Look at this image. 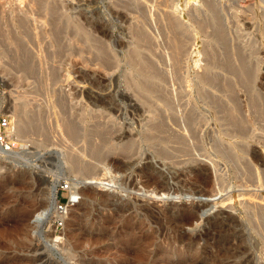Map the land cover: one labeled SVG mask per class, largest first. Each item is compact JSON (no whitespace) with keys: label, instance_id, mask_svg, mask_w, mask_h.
<instances>
[{"label":"rangeland","instance_id":"rangeland-1","mask_svg":"<svg viewBox=\"0 0 264 264\" xmlns=\"http://www.w3.org/2000/svg\"><path fill=\"white\" fill-rule=\"evenodd\" d=\"M73 1H69L70 13L79 15L82 11L83 18H87L84 20L92 36L88 42L90 46L88 43L87 46L68 47L70 49L66 46L60 49L30 46L28 50L26 47L18 51L8 49V54L4 50L0 55V123L3 119L8 122L6 128L0 127V136L8 143L5 147L10 148L7 152L0 150V228L12 233L9 239H0V264H131L138 250L137 245L139 248L141 242L151 237L152 230L144 225L148 223L147 219L157 221L156 218L161 216V223L152 222L156 227L160 223L158 227L162 230L166 228L167 221L161 212L164 210L175 211L174 216L179 217L178 220L183 215L182 221H188L182 232H188L187 237L199 236L197 242L202 247L195 246L196 241L193 244L201 250L200 255H209V252L212 255L217 251L214 246L220 243L222 246L223 242L237 244L233 238L241 236L246 252L232 258V251L231 258L224 263L238 264L241 260L245 262L240 264H264V207L255 209L254 213L240 202L242 193L253 191L255 194L251 198L264 203V0H142L145 5L138 6L134 0ZM205 3L210 8L205 10ZM210 5L212 10H208ZM169 9L174 12V17L177 15L175 18L184 21L182 24L185 27L188 24L187 33L191 31L193 34L186 33L184 38L187 44L184 42L183 46L187 48L183 47V54H186L179 59L180 67L174 65L177 62L172 55L173 49H169L172 45L169 38L166 39L171 34L170 24L162 22V13ZM211 13L215 18L209 17ZM206 14H209L208 17ZM209 18L214 20L215 26ZM141 21H144L145 27ZM162 23L169 30L163 28ZM198 27L205 29L202 32ZM200 32H207L208 38ZM134 45L140 54L134 53ZM96 51L102 52V55ZM137 55L143 56V59ZM210 62L213 63L214 73L211 72L207 80H203L198 75L204 73V65ZM146 95L151 101V110L157 114L155 111L150 114L148 106L141 103ZM229 113H237L235 116L243 120L244 127L241 125L238 128L235 119L228 121L231 118ZM153 114L159 119L156 131L149 130V117ZM64 121L71 123L72 127L67 128ZM21 122H25V126L22 127ZM244 122L248 125L245 126ZM108 140H113L112 147L129 143L132 148L128 154L132 152L131 156L127 155V150L120 152L117 149L114 150L117 153L112 150L104 155L103 152L109 150L108 144H111ZM92 143H95V148ZM219 149L225 151L228 158ZM100 151H103L102 154ZM23 178H29L27 181L31 188L23 184L26 182ZM55 185L58 186L56 202L68 211L56 215L49 210L39 219L40 212L37 210L47 203ZM74 185L85 191L81 194V204L73 202V205L69 200V188ZM65 186L68 188L63 190ZM89 194L95 195L93 201ZM35 197L39 198V202L33 206L31 201ZM104 199H108L110 205L101 203ZM225 199L226 204H231L229 207L221 204ZM69 204L73 206L69 207ZM89 208L92 210L90 215L86 214ZM196 208L202 210L198 213L199 217L196 216L198 219L193 220ZM27 215H30L29 221L26 220V225L22 226V233L14 234L16 228L17 231L21 228V218ZM151 215L154 216L151 218ZM128 216L134 217L130 224ZM87 217L89 221L99 222V226L87 233H103L107 238L89 245L83 236H78L79 241L74 239L71 242L65 232L80 231ZM217 217L223 220L221 225L215 222ZM188 219L192 222L189 223ZM251 222L256 223L253 225ZM258 224H261L260 228ZM222 227L223 230L228 228L227 234L221 235ZM164 233L159 240L162 245L175 236L168 233L165 237ZM227 235L232 236L229 238ZM176 236L174 239L178 238ZM219 239L216 244L215 240ZM189 243L187 248L195 250L192 242ZM163 249L166 254L155 259L156 264H168L165 260L168 259L166 250L169 248ZM147 250L151 252V242ZM203 254L198 262L190 254L174 263L193 264L195 259V263L204 264L205 260V264H210Z\"/></svg>","mask_w":264,"mask_h":264},{"label":"bare ground","instance_id":"bare-ground-1","mask_svg":"<svg viewBox=\"0 0 264 264\" xmlns=\"http://www.w3.org/2000/svg\"><path fill=\"white\" fill-rule=\"evenodd\" d=\"M69 1H71V0H0V55L1 54H3V52H4V50H5V52L6 51H9L8 49H14V50H20V49H22V48H27V50H28V47L29 48H31V47H33V46H37V47H46V48H61V47H63V46H66V48H68V47H78L79 45H81L80 47H82V45L84 46V45H86L88 42H90V39H91V37H90V28L87 26V24H86V22H85V18H83V15L81 14L82 13V11H81V13L78 15V14H72V12L70 13V10H72V8H71V4L69 5V3H71V2H69ZM73 1V0H72ZM75 1V0H74ZM73 1V2H74ZM115 2H116V0H114ZM126 1V0H125ZM124 1V2H125ZM130 1H132V0H130ZM146 1V0H145ZM158 1V0H157ZM204 1V0H203ZM76 2H78V1H76ZM79 2H82V1H79ZM84 2V1H83ZM118 2V1H117ZM121 1H119V3H120ZM159 2V1H158ZM157 2V3H158ZM165 2V1H164ZM209 2H210V0H209ZM134 3L136 4V6H138V5H140V4H144L145 5V3L143 2L142 3V0H134ZM161 3H162V1H161ZM204 3V2H203ZM130 4V3H129ZM150 4V3H149ZM169 4V3H168ZM206 5L205 6H207V4L208 3H205ZM72 5H74L73 3H72ZM78 5V4H77ZM116 5V4H115ZM126 5V4H125ZM146 5H148V2L146 3ZM129 6V5H128ZM168 6V5H167ZM211 6V5H210ZM73 7V6H72ZM79 7V6H78ZM130 7V6H129ZM132 7H134V6H132L131 5V7L130 8H132ZM147 7H149V5L147 6ZM166 7V6H165ZM203 7V6H202ZM201 7V8H202ZM212 7L213 6H211V9H208V10H212ZM75 8V7H74ZM125 8V7H124ZM124 8H123V10H124ZM128 7H126V9H127ZM143 8L145 9V7L143 6ZM159 8V7H158ZM167 8H171V7H167ZM193 8V7H192ZM206 8H210V7H205V10H206ZM135 9V8H134ZM133 9V10H134ZM149 9V8H148ZM163 9V8H162ZM165 9V8H164ZM172 9V8H171ZM194 9V8H193ZM138 10V9H137ZM121 11V10H120ZM191 11V10H190ZM194 11H196V10H194ZM199 11V10H198ZM200 11H202V10H200ZM204 11V10H203ZM131 12V11H130ZM133 12V11H132ZM152 12V11H151ZM161 12H162V10H161ZM205 12V11H204ZM210 12H212V11H210ZM202 13V12H201ZM200 13V14H201ZM207 13H208V11H207ZM133 14V13H132ZM156 14V13H155ZM157 14H159V13H157ZM156 14V15H157ZM163 14V16H162V22L163 21H168L169 22V24H170V27H169V29H170V36L169 37H167L166 39H168L169 38V42L171 43V45L172 46H170L169 45V49L172 47V49H173V54L172 55H174V60H175V62H177L176 64H174V65H177V67L179 66L180 67V65H178L180 62H179V59H180V57H181V55L183 54V51H184V49H183V43L185 42L184 41V38L186 37V33H187V25H186V27H185V25H183L182 24V22H184V21H180V20H178L177 18H175L174 16H173V14H174V12L172 13V12H170V9L169 10H164V13H162ZM197 14V13H196ZM195 14V15H196ZM203 14H205V13H203ZM212 14V13H211ZM213 14H215L214 13V11H213ZM213 14L212 15H209V17L210 16H213ZM137 15V14H136ZM149 15V14H148ZM207 15V14H206ZM205 15V16H206ZM208 15H207V17H208ZM216 15V17H217V14H215ZM214 15V16H215ZM123 16V15H122ZM139 16V15H138ZM199 16V15H198ZM213 16V17H214ZM143 17V16H142ZM149 17H150V19H151V15H149ZM156 17H158V16H156ZM179 17V16H178ZM134 18V17H133ZM132 18V19H133ZM138 18V17H137ZM140 18H141V16H140ZM144 18V17H143ZM143 18H141V19H143ZM147 18V17H146ZM199 18V17H198ZM215 18V17H214ZM87 19V18H86ZM131 19V18H130ZM129 19V20H130ZM136 19V18H135ZM179 19H180V17H179ZM182 19V18H181ZM210 19V18H209ZM139 20V19H138ZM138 20H135V21H138ZM145 21H146V19H144ZM158 20V19H157ZM201 20V19H200ZM204 20V19H203ZM211 20V19H210ZM213 20V19H212ZM211 20V21H212ZM88 21V20H87ZM132 21V20H131ZM148 21V20H147ZM161 21V20H160ZM207 21V20H206ZM142 22V21H141ZM144 22V21H143ZM143 22H142V25H144V27H145V24H143ZM151 22V21H150ZM186 22V21H185ZM196 22V21H195ZM199 22V21H198ZM204 21H202V23H203ZM149 23V22H148ZM148 23H146V24H148ZM158 23H160V22H158ZM200 23V22H199ZM206 24L208 23V21L207 22H205ZM213 23H214V20H213ZM132 24V23H131ZM151 24V23H150ZM163 24V23H162ZM198 24V23H197ZM210 24V23H209ZM161 25V24H160ZM164 25L165 24H163L162 26H163V28H165L164 27ZM168 25V24H167ZM194 25V24H193ZM200 25V24H199ZM205 25V24H204ZM203 25V26H204ZM210 25H212V23L210 24ZM216 24L214 23V25L213 26H215ZM147 26V25H146ZM198 26V25H197ZM196 26V27H197ZM139 27V26H138ZM144 27H142V28H144ZM159 27V26H158ZM189 27V26H188ZM200 27V26H199ZM198 27V29L200 30V28ZM211 27V26H210ZM131 28V27H130ZM166 28H167V26H166ZM165 28V29H166ZM190 28H191V26H190ZM202 28V27H201ZM204 28V27H203ZM207 28V27H206ZM209 28V27H208ZM207 28V29H208ZM214 28V27H213ZM212 28V29H213ZM136 28H134V30H135ZM145 29H148V28H145ZM168 28H167V30H169ZM205 29V28H204ZM203 29V30H204ZM215 29V28H214ZM149 31H150V29H148ZM161 30H162V28H161ZM193 30H195V29H193L192 28V31ZM197 30V29H196ZM198 30V31H199ZM202 30V29H201ZM200 30V31H201ZM203 30H202V32H203ZM209 30V29H208ZM216 30V29H215ZM214 30V31H215ZM140 31V30H139ZM206 31V30H205ZM209 31H211V30H209ZM218 31V30H217ZM220 31V30H219ZM136 32V31H135ZM146 32V31H145ZM161 32V31H160ZM166 32V31H165ZM191 32V31H190ZM189 31H188V33H190ZM193 32H195V31H193ZM216 32V31H215ZM162 33H164V31L162 32ZM169 33V32H168ZM187 33V34H188ZM197 33V32H196ZM201 33V32H200ZM205 33V32H204ZM207 33V32H206ZM203 34V33H201L202 35H206V37L208 38V36H207V34ZM218 33V32H217ZM220 33V32H219ZM166 34V33H165ZM191 34V33H190ZM211 34V33H210ZM225 34V33H224ZM145 34L143 33V36H144ZM169 35V34H168ZM167 35V36H168ZM189 35V34H188ZM191 35H193V34H191ZM195 35H198V34H195ZM209 35V34H208ZM212 35V34H211ZM217 35V34H216ZM199 36V35H198ZM215 36V35H214ZM222 36V35H221ZM164 37V36H163ZM205 37V38H206ZM217 37V36H216ZM145 38V37H144ZM192 38V37H191ZM211 38H213V37H211ZM223 38H225V37H223ZM165 39V40H166ZM214 39H215V37H214ZM211 40V39H210ZM217 41H219L220 40V38H219V40L218 39H216ZM93 41H95V39L93 40ZM223 41V40H222ZM221 41V42H222ZM167 42V41H166ZM207 42V41H206ZM209 42V41H208ZM143 43H144V41H143ZM148 43V42H147ZM146 43V44H147ZM186 43V42H185ZM146 44H145V48H148V46L146 47ZM152 44V43H151ZM166 44V43H165ZM187 44V43H186ZM211 44V43H210ZM87 45H89V43L87 44ZM86 45V46H87ZM135 45H136V42H135ZM134 45V47H135V51H134V53L136 52V49H137V47ZM139 45V44H138ZM137 45V46H138ZM140 45H141V43H140ZM148 45H149V43H148ZM207 45H209L208 43H207ZM31 46V47H30ZM90 46V45H89ZM143 46V45H142ZM167 46H168V42H167ZM186 46V45H185ZM98 47V46H97ZM207 47V46H206ZM210 47V46H209ZM35 48V47H34ZM41 48V49H42ZM59 48V49H60ZM70 48H68V49H70ZM91 48V47H90ZM93 48V47H92ZM99 48V47H98ZM138 48H139V46H138ZM185 48V47H184ZM187 48V47H186ZM185 48V49H186ZM212 48V47H211ZM95 49V48H94ZM102 49V48H101ZM133 49V48H132ZM140 49V48H139ZM13 50V51H14ZM99 50V49H98ZM104 50H106V49H104ZM141 50H142V48H141ZM232 50V49H231ZM101 51V50H100ZM103 51V50H102ZM107 51V50H106ZM137 51H139V50H137ZM172 51V50H171ZM228 51V50H227ZM237 51V50H236ZM2 52V53H1ZM22 52V51H21ZM98 52V54L100 55L101 53L99 52V51H96V53ZM133 51H131V53H132ZM149 52V51H148ZM152 52V51H151ZM206 52V51H205ZM211 52V51H210ZM235 52V51H234ZM238 52V51H237ZM241 52V51H240ZM7 53V52H6ZM6 53H4L5 55L4 56H7L6 55ZM18 53V52H17ZM137 54H140V53H138V52H136ZM142 53H144V52H142ZM172 53V52H171ZM211 53H213V52H211ZM224 53V52H223ZM228 53V52H227ZM229 53H231L232 54V52L230 51ZM8 54V53H7ZM13 54V53H12ZM133 54V53H132ZM150 54V53H149ZM152 54V53H151ZM186 54V53H185ZM185 54H183V56L185 55ZM210 54V53H209ZM209 54H208V57H209ZM226 54V53H225ZM102 55V54H101ZM143 55H145V54H143ZM147 55V54H146ZM233 55V54H232ZM231 55V56H232ZM235 55V54H234ZM14 56V55H13ZM12 56V57H13ZM137 56H139V55H137ZM136 56V57H137ZM206 56V55H205ZM211 56H213V54H211ZM211 56H210V60H211ZM216 56V55H215ZM226 56H228V55H226ZM242 56V55H241ZM21 57V56H20ZM139 57H141V60L143 59L142 57L143 56H139ZM138 57V58H139ZM149 57H150V55H149ZM207 57V56H206ZM220 57V56H219ZM223 57V56H222ZM225 57V56H224ZM223 57V58H224ZM16 58V57H15ZM17 58H19V57H17ZM25 58V57H24ZM130 58V57H129ZM135 58V57H134ZM172 58V59H173ZM231 58V57H230ZM236 58V57H235ZM20 59V58H19ZM22 59H23V57H22ZM22 59L20 60V61H22ZM131 59H132V57H131ZM172 59H171V61H172ZM206 60H207V58H205ZM214 59V58H213ZM232 59H234L233 57H232ZM239 59H241V58H239ZM238 59V60H239ZM243 59V58H242ZM241 59V60H242ZM17 60V59H16ZM23 60H25V59H23ZM145 60V59H144ZM148 60V59H147ZM146 60V61H147ZM219 60V59H218ZM236 60V59H235ZM15 61V60H14ZM132 61V60H131ZM182 61V60H181ZM213 61V60H212ZM215 61H216V59H215ZM214 61V62H215ZM223 61V60H222ZM240 61V60H239ZM243 61V60H242ZM13 62V61H12ZM24 62V61H23ZM25 62H27L26 60H25ZM173 62V61H172ZM233 62L234 63H236L234 60H233ZM15 63H17V62H15ZM20 62H18V64H19ZM134 62H132V64H133ZM144 63V62H143ZM146 63V62H145ZM147 63H151V62H147ZM245 63V62H244ZM244 63L242 64L241 63V65L243 66L244 65ZM22 64V63H21ZM21 64H19V65H21ZM136 64V63H135ZM134 64V65H135ZM181 64V63H180ZM208 64V63H207ZM206 64V65H207ZM216 64V63H215ZM224 64V63H223ZM227 64V63H226ZM226 64L224 65V66H226ZM232 64V63H231ZM238 64V63H237ZM247 64V63H246ZM133 65V66H134ZM149 65V64H148ZM206 65H204L205 67H206V69L205 68H203V70H205L204 71V73H202V74H200V76L198 75V77H200L201 79H206L207 78V75H209V74H211V72H213L212 70H213V68H214V66H213V63H209L207 66ZM220 65V64H219ZM228 65V64H227ZM232 65H234V64H232ZM147 66V65H146ZM150 66H151V64H150ZM149 66V67H150ZM231 66V65H230ZM238 66H240V63H239V65ZM238 66H236V67H238ZM242 66H241V68H242ZM5 67V66H4ZM137 67V66H136ZM142 67H143V64H142ZM148 67V66H147ZM147 67H145L146 69H147ZM175 67V66H174ZM218 67V66H217ZM228 67V66H227ZM248 67V66H247ZM247 67H246V69H247ZM135 68V67H134ZM140 68V67H139ZM219 68V67H218ZM223 68V67H222ZM155 69V68H154ZM153 69V70H154ZM215 69H217L216 67H215ZM234 69H236V68H234ZM136 70H138V68H136ZM142 70V69H141ZM141 70H140V72H141ZM237 70V69H236ZM239 70V69H238ZM237 70V71H238ZM7 71V70H6ZM149 71H150V69H149ZM215 71V70H214ZM230 71V70H229ZM236 71V72H237ZM240 71H242V70H240ZM139 72V71H138ZM145 72H147V71H145ZM246 72H248V71H246ZM144 72H141V74H143ZM149 73H152L151 71L149 72ZM214 73V72H213ZM241 73H243V71L241 72ZM245 73V72H244ZM153 74H154V76H155V74H156V76H157V73L155 72H153ZM247 74V73H246ZM143 75H145V74H143ZM159 75V74H158ZM236 75H237V73H236ZM249 75V74H248ZM210 76V75H209ZM244 76H245V74H244ZM146 77H148V73H147V76ZM145 77V78H146ZM213 77V76H212ZM215 77V76H214ZM213 77V78H214ZM250 77V76H249ZM155 78L156 77H154V80H155ZM200 78H199V80H200ZM209 78V77H208ZM238 78V77H237ZM247 78V77H246ZM149 79H151V78H149ZM152 79H153V77H152ZM157 79H159V78H157ZM156 79V80H157ZM212 79V78H211ZM240 79H242V78H240ZM153 80V82L155 83V81ZM160 80V79H159ZM158 80V81H159ZM207 80V79H206ZM214 80V79H213ZM212 80V81H213ZM218 80V79H217ZM216 80V81H217ZM140 81H142V80H140ZM139 81V82H140ZM150 81V80H149ZM211 81V82H212ZM143 82V81H142ZM205 82V81H204ZM209 82H210V80H209ZM219 82V81H218ZM229 82V81H228ZM147 83V82H146ZM151 83V82H150ZM149 83V84H150ZM153 83V84H154ZM222 83H224V82H222ZM139 84V86H141V85H143V84H145V82L143 83V84H141V83H138ZM141 84V85H140ZM149 84H148V86H149ZM152 84V83H151ZM202 84V83H201ZM209 85H210V83H208ZM214 84V83H213ZM135 85V84H134ZM157 85V84H156ZM155 85V86H156ZM212 85V84H211ZM227 85V84H226ZM147 86V87H148ZM228 86V85H227ZM135 87H137V86H135ZM145 87V86H144ZM154 87V86H153ZM141 88H143V86L141 87ZM226 88V87H225ZM227 88H229V87H227ZM138 89H140V87L138 88ZM145 89H147V88H144V90ZM230 89V88H229ZM141 90V89H140ZM156 90V89H155ZM145 91H147V90H145ZM148 92V91H147ZM150 92V91H149ZM148 92V94H151V95H153V93H149ZM228 92V91H227ZM144 93V92H143ZM229 93V92H228ZM154 95H155V93H154ZM145 97V96H144ZM150 97V96H149ZM161 99V98H160ZM159 101V100H158ZM163 101V100H162ZM167 102V101H166ZM141 103L142 104H144V106L146 107V106H148V108L147 109H149L148 111L150 112V114H151V111H153V110H151V101L150 100H148V96L146 95V97L141 101ZM157 103V102H156ZM156 103H155V105H156ZM163 104V103H162ZM168 104V103H167ZM166 105V104H165ZM165 105H163L164 107H165ZM157 106V105H156ZM156 106H154V107H156ZM161 106V105H160ZM160 106H158V107H160ZM166 106H168V107H170L169 105H166ZM153 107V106H152ZM167 108V107H166ZM232 108V107H231ZM230 108V109H231ZM234 108H236V107H234ZM158 109V108H157ZM230 109H229V111H230ZM233 109V108H232ZM155 111V110H154ZM153 111V112H154ZM228 112V111H227ZM232 111H230V113H231ZM236 112H237V110H236ZM155 113H156V111H155ZM228 114V115H230L229 117H231V118H229V120L228 121H230V120H232V122H233V120H234V122H236V124L235 125H238L237 127L238 128H240V127H242L241 125H243V123H241V121L243 122V120L242 119H238V118H236V114L238 113H236V114ZM157 114V113H156ZM239 115V114H238ZM238 115H237V117H238ZM63 116V115H62ZM184 116V115H183ZM240 116V115H239ZM59 117H60V115H59ZM67 117V116H66ZM161 117V116H160ZM159 117V118H160ZM182 117V116H181ZM186 117H188V116H186ZM65 118V117H64ZM180 118V117H179ZM178 118V119H179ZM62 118H60V120H61ZM190 119H192V118H190ZM21 120V119H20ZM23 120V119H22ZM21 120V121H22ZM26 120V119H25ZM59 119H57L56 121H58ZM70 120V119H69ZM149 120L151 121V126L149 127V130H157V128L158 127H156V124L157 123H159L158 122V116L157 115H155V114H153L151 117H149ZM185 120V118H183V121ZM186 120H187V118H186ZM238 120V121H237ZM239 120H240V122H239ZM24 121V120H23ZM62 121V120H61ZM161 121H162V119H161ZM160 121V122H161ZM60 122V121H59ZM59 122H57V123H59ZM65 122V121H64ZM64 122H62V123H64ZM247 122V121H246ZM19 123V122H18ZM25 123V122H24ZM23 123V124H24ZM56 123V122H55ZM73 123V122H72ZM163 123V122H162ZM198 123H199V120H198ZM238 123V124H237ZM245 123V122H244ZM248 123V122H247ZM21 124H22V122H21ZM22 124V127L23 126H25V125H23ZM28 124V123H27ZM27 124H26V126H27ZM60 124V123H59ZM195 124V123H194ZM230 124V123H229ZM19 125V124H18ZM64 125L67 127V128H71L72 127V124L71 123H69L68 121H66L65 123H64ZM160 125V124H159ZM196 125V124H195ZM232 125H233V123H232ZM231 125V127L233 128V126ZM248 125V124H247ZM246 125V123H245V126H247ZM58 126V125H57ZM63 126V125H62ZM240 126V127H239ZM16 127V126H15ZM41 127V126H40ZM59 127V126H58ZM161 127H164L163 125L161 126ZM243 127H244V125H243ZM25 128L26 127H24V130H25ZM19 129V128H18ZM21 129V128H20ZM65 129V128H64ZM63 129V130H64ZM75 129V128H74ZM233 129H236V128H233ZM245 129V128H244ZM28 130V129H27ZM44 130V129H43ZM61 130V129H60ZM162 130V129H161ZM241 130H242V128H241ZM68 131H70V130H68ZM74 131V130H73ZM25 132V131H24ZM61 132H63L62 130H61ZM71 132V131H70ZM239 132V131H238ZM66 133V132H65ZM67 134V133H66ZM71 135V134H70ZM171 135V134H170ZM177 135V134H176ZM181 135V134H180ZM173 136V135H172ZM175 136V135H174ZM177 136H179V135H177ZM182 136V135H181ZM185 136V135H184ZM183 136V137H184ZM170 137V136H169ZM0 138H1V142H0V150H2L3 152H7L10 148H9V146L8 147H5V145H8V143H6L5 141H4V137L3 136H0ZM85 138V137H84ZM185 139H186V137H184ZM184 138H183V140H184ZM170 139V138H169ZM171 140H172V138H171ZM170 140V141H171ZM178 140V139H177ZM109 141H110V143L111 142H113V140H108L107 142L109 143ZM167 141H169V140H167ZM173 141V140H172ZM176 141V140H175ZM181 141V140H180ZM184 141H186V140H184ZM39 142V141H38ZM174 142V141H173ZM182 142L183 141H181V144H182ZM40 143H42V142H40ZM180 143V142H179ZM93 144H95V143H92V145ZM43 145V144H42ZM90 146H91V144H89ZM105 145V144H104ZM108 145H110L109 146V148L107 147ZM107 146H106V148H108L109 150H107L106 152H103V154L105 153V154H107V153H109L110 151H112L113 150V152H116L117 153V150L119 151L120 150V152H122V151H126L127 150V155H129V156H131L130 154L132 153H130V154H128V150L130 149V151H131V145L128 143L127 145L126 144H116V145H114L113 147H112V143L111 144H108ZM90 146H89V148H90ZM241 146V145H240ZM92 147V146H91ZM93 147H94V145H93ZM165 147V146H164ZM245 147V146H244ZM95 148V147H94ZM93 148V149H94ZM103 148H104V146H103ZM105 148V149H106ZM92 149V150H93ZM98 149V148H97ZM104 149V150H105ZM115 149H117L116 151H114ZM227 149V148H226ZM98 150H100V149H98ZM122 150V151H121ZM238 150H239V148H238ZM90 150H88V152H89ZM162 151V150H161ZM163 151H164V149H163ZM166 151V150H165ZM219 152L221 151L220 149L218 150ZM243 151V150H242ZM244 151H246V150H244ZM243 151V152H244ZM101 152V151H100ZM102 152H101V154H102ZM224 152L225 151H221L220 153H223L224 154ZM226 152H227V150H226ZM229 152V151H228ZM227 152V153H228ZM247 152V151H246ZM111 153V152H110ZM126 153V152H125ZM88 154V153H87ZM90 154V153H89ZM98 154H100V153H98ZM104 154V155H105ZM119 154V153H118ZM162 154V153H161ZM164 154V153H163ZM230 154H232V155H234L233 154V152L231 153L230 152ZM229 154V155H230ZM236 154V153H235ZM85 155V154H84ZM95 155V154H94ZM159 156H160V154H158ZM166 155V154H165ZM169 155V154H168ZM225 155V154H224ZM227 155V154H226ZM225 155V157H227ZM237 155V154H236ZM77 156V155H76ZM82 156V155H81ZM96 156H98V155H96ZM107 156V155H106ZM106 156H105V158H106ZM120 156H122V155H120ZM119 156V157H120ZM231 156V155H230ZM230 156H229V159H230ZM85 157V156H84ZM90 157V156H89ZM100 157V156H99ZM102 157V156H101ZM161 157V156H160ZM81 157L79 156V159H80ZM104 158V157H103ZM129 158V157H128ZM132 159H133V157H131ZM167 158V157H166ZM170 158H172V156L170 157ZM228 158V157H227ZM238 158V157H237ZM169 159V158H168ZM232 159V158H231ZM233 159H235V158H233ZM81 160V159H80ZM79 160V161H80ZM86 160V159H85ZM194 160V159H193ZM196 160V159H195ZM238 160V159H237ZM78 161V160H77ZM83 160H81V163H83L82 162ZM73 162V161H72ZM80 163V162H79ZM92 163V162H91ZM90 163V164H91ZM71 164H73V163H71ZM74 164H75V162H74ZM88 164V166H89V163H87ZM86 164V165H87ZM215 164V163H214ZM76 165V164H75ZM77 165H78V163H77ZM84 164H82V166H83ZM96 165V164H95ZM238 165V164H237ZM85 166V165H84ZM83 166V167H84ZM207 166V165H206ZM77 167V166H76ZM78 167H80V165L78 166ZM82 167V168H83ZM93 167L95 168V166L93 165ZM97 167V166H96ZM81 168V167H80ZM87 168V167H86ZM85 168V169H86ZM89 168H90V166H89ZM215 168V167H214ZM77 168H75V170H76ZM78 170H80V169H78ZM83 170H84V168H83ZM217 170V169H216ZM87 171H88V169H87ZM94 171V170H93ZM92 172V171H91ZM215 172V171H214ZM217 172H218V170H217ZM236 172V171H235ZM28 174V173H27ZM30 174V173H29ZM237 174V173H236ZM220 175V174H219ZM235 175V174H234ZM27 176V175H26ZM214 176V175H213ZM248 176V175H247ZM246 176V178H248ZM225 177V176H224ZM24 178H25V176H24ZM23 178V179H24ZM219 178V177H218ZM226 178V177H225ZM27 179H29V178H27ZM27 179H24V181H26L25 183H23L24 185H27L26 187H28V188H31L32 186L31 185H29L28 184V181H27ZM204 179V178H203ZM112 180V179H111ZM219 180V179H218ZM225 180V179H224ZM247 180V179H246ZM220 181V180H219ZM226 181V180H225ZM241 181H243V180H241ZM23 182V181H22ZM32 182V181H31ZM205 182V181H204ZM223 182V181H222ZM245 182H247V181H245ZM110 183H111V181H110ZM215 183V182H214ZM219 183V182H218ZM73 184H76V183H73ZM248 184V183H247ZM262 184V183H261ZM19 185V184H18ZM107 185V184H106ZM108 185H109V183H108ZM111 185V184H110ZM109 185V186H110ZM221 185V184H220ZM5 186H7V185H5ZM8 186H9V184H8ZM20 186V185H19ZM22 186V185H21ZM31 186V187H30ZM108 186V187H109ZM222 186V185H221ZM243 187H246V186H244V185H242ZM249 186V185H248ZM11 187H13V185H11ZM24 187V186H23ZM25 187V188H26ZM58 186H54L52 189H53V191H52V193H50L51 194V196H50V198L46 201L47 203L44 205V206H42L41 208H39L37 211H39L40 213H39V215H38V218L40 219V217H43V215L47 212V213H49L48 211L49 210H51V211H54V213L57 215V213H59V212H61L60 211V209H59V204H57V202H56V197L57 196H55V194H56V192H57V188ZM9 188V187H8ZM252 188V187H251ZM250 188V189H251ZM7 189V188H6ZM70 189V191H69V200H70V202H72L71 204H73V202H76L77 204H81L82 202H80V200H81V194H83L85 191H83V190H81V189H79V187H77L76 185H74L73 187H71V188H69ZM246 189V188H245ZM3 190H5V187H4V189ZM8 190V189H7ZM30 190V189H29ZM248 190V189H247ZM246 190V191H247ZM257 190V189H256ZM255 190V191H256ZM245 191V190H244ZM28 192V191H27ZM94 194V193H93ZM93 194H89L88 196H90V199L92 198V200L91 201H93V199H95V195H93ZM241 194V193H240ZM253 194H255V192L253 193V191H248V192H245V193H242L241 194V200H240V202H242V205H243V207L245 208V209H247L248 211L249 210H251V211H253L254 213H255V209H258V208H263L264 207V203L260 200V199H253V198H251L252 197V195ZM34 195V194H33ZM36 195V194H35ZM251 195V196H250ZM12 196V195H11ZM16 196V195H15ZM258 196H260V195H258ZM13 197V196H12ZM11 197V198H12ZM34 197V196H33ZM97 197V196H96ZM254 197V196H253ZM255 197H256V195H255ZM262 197V196H261ZM11 198L9 199V200H11ZM88 198V197H87ZM102 198V197H101ZM228 198V197H227ZM257 198H259V197H257ZM38 199L39 198H36L35 197V200H32L31 202L33 203H31L33 206H36V204H38ZM89 199V198H88ZM102 200V199H101ZM108 200V199H107ZM107 200H105L104 199V201H102L101 203H103V204H105V205H110L109 203H108V201ZM226 200L227 199H225V200H223L222 201V203L221 204H226ZM264 200V199H263ZM90 202V201H89ZM5 203H7V202H5ZM9 203V202H8ZM76 203H75V205H76ZM92 203V202H91ZM1 204V203H0ZM30 204V205H31ZM74 205V204H73ZM72 205V206H73ZM228 207H229V205H231V204H226ZM29 206V205H28ZM71 205L69 204V207H70ZM71 206V207H72ZM103 206V205H102ZM77 207V206H76ZM191 207V206H190ZM224 207V206H223ZM26 209V208H25ZM32 209V208H31ZM67 208H64L63 207V212H64V210L65 211H68V210H66ZM68 209H70V208H68ZM108 209V208H107ZM189 209V208H188ZM187 209V210H188ZM104 210V209H103ZM186 209H185V211H187ZM191 211H192V209H190ZM202 209L201 208H196V211L195 212H193L194 214H195V216H194V218H193V214L191 215V213H190V215L192 216V218H193V220H196V219H198V217H199V212L201 211ZM24 211H26V210H24ZM91 209L89 208L88 210H87V212H86V214H89L90 215V213H91ZM181 211V210H180ZM193 211H194V209H193ZM161 212H163V217H165V221H167L166 222V224L164 225V226H166V228L164 227V229L162 230V229H160L159 227H158V225L161 223L160 222V217L159 218H156L157 219V221L158 222H160L158 225H157V227L154 225V223L153 222H155L156 220L155 219H152V221L153 220H155V221H151L150 219H147V221H148V223L147 224H144V225H146V226H149V228H150V230H152L150 233H151V237L148 239H146V240H144L143 242H141L142 244L141 245H139L140 247L138 248V245H137V252H135V251H133V252H135L134 254V258H133V260H132V262H130L131 264H156L157 263V261L155 260V259H157L158 257H160V256H164V254H166V252H164V250L165 249H163V248H169V250L167 249L166 251L168 252V259L167 260H165V261H168V264H175L174 262H176V261H178L179 262V260H183V258H185L186 256H188V255H193L194 256V258H197V262H198V258H200L201 257V255L203 254V253H201V255H200V252H199V250L200 249H198L197 247H195V246H200V247H202L201 246V244H199L198 242H199V236H196V237H187V235H188V232H187V234H185V233H183L184 231H183V229H184V225L188 222H183L182 221V217H183V215H180L181 216V220H178V219H180L179 217H178V219L174 216V212L171 210H164V211H161ZM64 213H67V212H64ZM160 213V212H159ZM183 213V212H182ZM182 213H180V214H182ZM85 214V215H86ZM152 214V213H151ZM178 214H179V212H178ZM187 214H188V212H187ZM198 214V215H197ZM249 214V213H248ZM247 214V215H248ZM37 215H36V217H37ZM48 215V214H47ZM184 215H185V213H184ZM63 216V215H62ZM83 216V215H82ZM87 216V215H86ZM152 216H154V215H151V218H152ZM188 216H189V214H188ZM187 216V217H188ZM190 216V217H191ZM196 216H198L197 218H196ZM216 216V215H215ZM29 217H30V215L28 216L27 215V217H22L21 218V222L19 223V226L21 227L20 229H19V226L18 225H16V226H18V231H17V228L13 231V233L14 234H16V232H17V234H19V233H22V226H25L26 225V220L27 221H29ZM65 217V216H64ZM68 217V216H67ZM155 217H157V216H155ZM187 217H186V219H187ZM189 217V218H190ZM213 217V216H212ZM220 217V216H219ZM249 217H251L250 215H249ZM88 218V217H87ZM120 218H122L121 216H120ZM126 218V217H125ZM128 218H130L129 216H128ZM252 218V217H251ZM51 219V218H50ZM86 219V218H85ZM89 219L90 218H88V220H85L83 223H82V227L80 226L81 224H78L80 227H81V230L80 231H78L77 230V232H71V231H69L68 232V234H66V232H65V236L66 235H68L67 237L69 238V240H71V242H72V240H76V241H79V238H78V236H83L84 238H85V240H86V242H87V244H94V243H97V242H101V241H103L104 239H106L107 237L105 236V234H103V233H100L99 235H93L91 232H90V234H88L87 232L89 231V230H92V229H94V228H96L97 226H99V222L98 221H95V220H91V221H89ZM137 219V218H136ZM160 219V220H159ZM254 219V218H253ZM252 219V220H253ZM20 220V219H19ZM131 220H133L134 221V217H132V218H130V220L128 221L129 222V224H130V222H131ZM164 220V219H163ZM184 220H185V218H184ZM189 220V219H188ZM122 221V220H121ZM136 221V220H135ZM143 221V223H144V219L142 220ZM142 221H139V222H142ZM156 221V222H157ZM190 222L189 223H191L192 221L191 220H189ZM249 221H251V220H249ZM254 221V220H253ZM118 222V221H117ZM125 222V221H124ZM138 222V223H139ZM215 222L216 223H218L219 225H221V223L223 222V220H221L220 218H215ZM214 222V223H215ZM18 223V222H17ZM108 223V222H107ZM133 223V222H132ZM136 223V222H135ZM137 223V224H138ZM162 223H163V221H162ZM251 223H253V222H251ZM254 223H256V222H254ZM254 223H253V225H254ZM141 224V223H140ZM188 224V223H187ZM205 224V223H204ZM105 225V224H104ZM107 225V224H106ZM133 225V224H132ZM131 225V226H132ZM134 225H136V224H134ZM133 225V226H134ZM192 225V224H191ZM214 225V224H213ZM259 225V227L258 228H260V225L261 224H258ZM110 226V225H109ZM137 226V225H136ZM136 226H134V227H136ZM141 226H142V224H141ZM140 226V227H141ZM146 226L144 227L145 229H146ZM160 226V225H159ZM196 226V225H195ZM227 226V225H226ZM102 227V226H101ZM197 227V226H196ZM228 227V226H227ZM254 227V226H253ZM193 228V227H192ZM195 228V227H194ZM193 228V229H194ZM223 228L224 227H222L221 229H220V231L222 232L221 233V235H223L224 233L225 234H227V232H228V228L226 229H224L223 230ZM109 229V228H108ZM192 229V230H193ZM196 229V228H195ZM194 229V230H195ZM219 229H218V231H219ZM230 229V228H229ZM254 229V228H253ZM97 230V229H96ZM95 230V231H96ZM147 230H148V228H147ZM149 230V231H150ZM231 230V229H230ZM110 231V230H109ZM163 231L165 232L164 233V236L166 235V234H170V233H172V234H175V236L176 235H178V238L177 239H174L175 238V236L173 235V240L171 239L170 240V242L168 243V242H165L164 243V245H162V244H160L161 242H159V240H161V236H162V233H163ZM183 231V232H182ZM187 231V230H186ZM196 231V230H195ZM203 231V230H202ZM106 232H108V231H106ZM131 232V231H130ZM192 233L194 232V231H191ZM190 232V233H191ZM204 232V231H203ZM208 232V231H207ZM229 232H233L232 230L231 231H229ZM109 233V232H108ZM148 234H149V232H147ZM189 233V234H190ZM236 233V232H235ZM11 232L9 233L8 231H6L5 230V228L3 229V228H0V239H9L10 237H11ZM130 234V233H129ZM133 234H135V233H133ZM215 234H216V232H215ZM233 234V233H232ZM150 235V234H149ZM149 235H147V237L149 236ZM192 235V234H191ZM217 235H218V233H217ZM241 235V234H240ZM128 236V235H127ZM228 236V235H227ZM232 236V235H231ZM231 236L229 237V238H231ZM135 237H137V235H135ZM166 237V236H165ZM177 237V236H176ZM219 237V236H218ZM223 238H224V236H222ZM226 237V236H225ZM133 238H134V235H133ZM132 238V236H131V240L133 239ZM203 238V237H202ZM216 238V237H215ZM222 238V239H223ZM233 238V237H232ZM138 239V238H137ZM136 239V240H137ZM211 239H212V237H211ZM221 239V238H220ZM220 239L219 240H215L216 242L217 241H219L220 242ZM226 239V238H225ZM233 239H236L237 240V244L235 245L234 243H233ZM232 240L233 241H231L232 243H233V245L228 241V243H230V244H228V243H224L223 242V245L222 246H220V244H222V243H220L218 246H214V247H217V251L215 252V253H213L212 255L210 254L211 252H209V255H205V254H203V255H205V256H207V257H205V259L206 260H208L207 262L208 263H210V264H226V263H224L228 258L230 259L231 257L233 258V257H236V256H239V255H242L244 252H246L245 250H246V246H244L245 244L243 243V237H241V236H238V237H234ZM130 240V239H129ZM135 239H134V241H136ZM186 240H190L189 242H192V244L193 243H195V241L198 243H196V245L195 244H193V246L195 247V250H194V248L193 249H188L187 247H188V245H187V243H189V242H187ZM214 240V239H213ZM227 240V239H226ZM225 240V241H226ZM230 240V239H229ZM245 240V239H244ZM128 241V240H127ZM126 241V242H127ZM133 241V240H132ZM187 243H186V242ZM205 241V240H204ZM207 241H208V238H207ZM224 241V240H223ZM129 242H131V241H129ZM151 242V252L150 251H148L147 250V246H148V244ZM163 242H164V240H163ZM215 242V243H216ZM222 242V241H221ZM245 242V241H244ZM137 243V242H136ZM206 243V242H205ZM190 244V243H189ZM216 244H218V242L216 243ZM205 245V244H204ZM162 246V247H161ZM190 246V245H189ZM220 246V247H219ZM134 247H136V246H134ZM225 247V248H224ZM189 248H191V246L189 247ZM204 248V247H203ZM202 249V248H201ZM206 249V248H205ZM205 249H203V250H205ZM136 250V249H135ZM216 250V249H215ZM214 250V251H215ZM90 251V250H89ZM88 251V252H89ZM169 251H171L170 253H169ZM201 251V250H200ZM207 251V250H206ZM206 251H204L205 253H206ZM232 251H234V252H232ZM91 252V251H90ZM203 252V251H202ZM230 252H232V253H234L231 257L229 256L230 255ZM85 253V252H84ZM87 253V252H86ZM85 253V254H86ZM198 253H199V255H198ZM84 254V255H85ZM244 255V254H243ZM193 256H190L191 258L193 257ZM156 257V258H155ZM203 257V256H202ZM241 257V256H240ZM188 258V257H187ZM166 259V258H165ZM202 260H204V258L202 259ZM187 261V260H186ZM185 261V262H186ZM192 260H190V262H191ZM195 263V259L193 260V264H198V263ZM204 262L206 263V261L204 260ZM243 262H245V261H243ZM243 262H241V260H240V263H243ZM165 263V262H164ZM192 263V262H191ZM204 263V264H205ZM240 263H238V264H240ZM177 264H179V263H177ZM190 264V263H189ZM200 264V263H199ZM236 264V263H235Z\"/></svg>","mask_w":264,"mask_h":264},{"label":"built area","instance_id":"built-area-1","mask_svg":"<svg viewBox=\"0 0 264 264\" xmlns=\"http://www.w3.org/2000/svg\"><path fill=\"white\" fill-rule=\"evenodd\" d=\"M7 125H8V122H7V120H5V119H3V120L1 121V123H0V127H1V128H6ZM4 141H5V139H4ZM0 142H1V138H0ZM67 188H68V186H65V187H63V190H65V189H67ZM59 209H60V211H63V206L59 205Z\"/></svg>","mask_w":264,"mask_h":264}]
</instances>
